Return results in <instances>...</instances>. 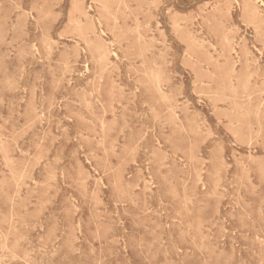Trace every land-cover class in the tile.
Here are the masks:
<instances>
[{"label":"rangeland","instance_id":"374dc122","mask_svg":"<svg viewBox=\"0 0 264 264\" xmlns=\"http://www.w3.org/2000/svg\"><path fill=\"white\" fill-rule=\"evenodd\" d=\"M0 264H264V0H0Z\"/></svg>","mask_w":264,"mask_h":264},{"label":"bare ground","instance_id":"6f19581e","mask_svg":"<svg viewBox=\"0 0 264 264\" xmlns=\"http://www.w3.org/2000/svg\"><path fill=\"white\" fill-rule=\"evenodd\" d=\"M152 71V70H151ZM153 73V72H152ZM165 98V97H164ZM166 99V98H165ZM196 138V137H195Z\"/></svg>","mask_w":264,"mask_h":264}]
</instances>
